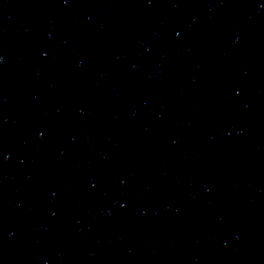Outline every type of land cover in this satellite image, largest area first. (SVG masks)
Returning a JSON list of instances; mask_svg holds the SVG:
<instances>
[{"label": "water", "instance_id": "obj_1", "mask_svg": "<svg viewBox=\"0 0 264 264\" xmlns=\"http://www.w3.org/2000/svg\"><path fill=\"white\" fill-rule=\"evenodd\" d=\"M0 264H264V0H0Z\"/></svg>", "mask_w": 264, "mask_h": 264}]
</instances>
